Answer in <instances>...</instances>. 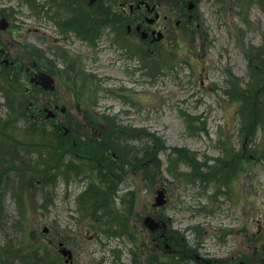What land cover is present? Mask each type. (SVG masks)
Returning <instances> with one entry per match:
<instances>
[{"label": "rangeland", "instance_id": "1", "mask_svg": "<svg viewBox=\"0 0 264 264\" xmlns=\"http://www.w3.org/2000/svg\"><path fill=\"white\" fill-rule=\"evenodd\" d=\"M192 1L195 7L190 11L187 5L183 6L180 26L187 27L173 25L167 30L168 39L172 37L168 67L149 52L145 55L144 48L143 69L136 70L132 78L124 66L117 68L113 66L115 62H108L112 49L108 50L106 45L115 36V21L110 26L112 31L107 29L101 38L103 45L98 47L99 64L105 66L102 72L107 76L95 87L101 95H96L97 100L101 99L99 106L108 107V114L116 115L121 123L144 127L145 134L160 138L163 148L161 152L155 151L160 170L149 164L151 159L142 161L136 169L130 168L122 178L114 174L113 199L106 183L93 184L98 181L91 170H82L86 164L77 169L79 163L71 162L77 170L74 174L79 175L68 182L58 177L56 190L43 187L41 180L37 181L40 177H34L29 190L15 198L7 194L4 202L0 198V203H4V215L0 217V264H135L148 237V228L142 222L147 215L164 220L169 231L184 236L189 243L195 240L197 231L206 244L198 254L223 248L214 234L243 227L245 210L250 218L248 228L264 232V99L259 98L256 105L251 101L246 112L239 109L242 102L231 99L238 84L244 88L250 78L251 65L246 55L251 56L253 47L260 51L264 43V0ZM174 3L164 0L162 13L170 12L175 19L179 9ZM7 9L10 14V9L16 12L10 16L13 26L6 36L18 42L14 45L17 50L23 51V43L22 47L28 49L32 45L39 48L37 23L25 4L0 0V11L8 12ZM187 14L193 16L188 20L189 26ZM121 29L122 24L120 31L126 39ZM66 40L68 46H62L71 49L72 59L78 56L77 63H81L86 42L70 34ZM0 87L3 91L8 89L5 84L0 83ZM23 87L31 88L32 84L25 79ZM8 97L17 105L22 94ZM71 100L73 96L63 94L61 103ZM94 101L90 99L86 105L97 110ZM3 103L0 93V120L9 123L5 125L6 131L0 130V165L5 166L10 159L8 150L12 149L8 141L29 142L32 137L25 133V127L14 126L23 123V118L13 109L8 111L13 103L9 102L6 109ZM258 113L251 128L249 120ZM169 152L171 158L167 157ZM234 154L240 159L231 158ZM248 154L250 158H244ZM29 157L34 158L35 154L31 152ZM104 161L107 160H101ZM232 165L235 172L230 175ZM146 167L147 177L143 172ZM30 175V171L25 173L21 169L20 173L14 170L8 176L10 180L23 181ZM162 187L166 203L155 208L154 197ZM47 189L49 198L45 199ZM129 190L133 193L125 194ZM7 191L10 190L4 189V193ZM167 217L172 218L170 222ZM191 227L195 229L193 233L188 230ZM213 227L218 229L215 233ZM232 237L233 242L239 239L235 233ZM63 247L67 250L64 253ZM163 247L158 245L156 264L182 263Z\"/></svg>", "mask_w": 264, "mask_h": 264}, {"label": "flooded vegetation", "instance_id": "2", "mask_svg": "<svg viewBox=\"0 0 264 264\" xmlns=\"http://www.w3.org/2000/svg\"><path fill=\"white\" fill-rule=\"evenodd\" d=\"M126 1L130 0L17 1L19 4H25L29 16L33 17L37 23L35 30H38L36 33L39 48L32 45L35 49L31 48V51L27 53L20 49L17 50L15 46L18 42L6 36L13 26L10 16L14 15V11L10 9L12 15L8 9V12L0 11V72L8 70L10 75L8 85L15 82L21 84L25 79L31 83L32 77H36L32 86L35 87L34 91L38 89L37 97L40 105H37V110L42 112L49 121H54L53 125L47 128L56 141L61 135L63 120L67 121L68 118L81 119L80 122L84 126L78 129L77 134L80 138L99 139L102 135L101 128L90 125L88 119L103 115L105 110L99 109V106L97 110L89 109L86 102L90 99L94 100L97 93H92H94V87L97 86L96 83L107 77L102 72L105 66L99 64L98 47L103 45L104 41L101 38L105 37L107 29L111 30L110 26L113 21L116 22V28L113 31L115 36L112 35L113 39L107 40L108 45L106 46L108 50L112 49L108 62H115L114 67L122 68L123 63L128 62L136 71V64L141 61L142 47L145 48V55L150 53L156 59H165V64L168 65L167 56L172 48V37L168 39L167 30L170 28V31L173 25L179 27L184 19L183 0H177L174 3L179 9L174 20L169 16L170 12L165 15L162 13L164 0ZM110 4L116 14H111ZM191 9L193 8H188L189 11ZM117 10H120V13H117ZM192 17L187 14L188 26L190 23L188 20ZM121 24L122 33L127 40L121 34ZM181 26L187 27L186 25ZM69 34L86 42V53L81 63H77L78 56L74 55L75 59H72L71 49H65L62 46H68L66 39ZM23 45L24 43L21 46ZM15 70L21 73L22 78L16 80L12 78ZM40 73L52 76L54 82L52 89H44L40 83H36ZM1 80L3 81V77ZM61 88H63L62 94L60 93ZM28 90L24 87L25 95L28 94ZM63 94H70L74 100L61 103ZM2 98L3 104L8 106L5 98L3 96ZM73 101L74 103H71ZM74 158L78 159L76 156ZM167 218L169 222L172 219ZM244 219V226L238 227L236 231L226 229L220 232L219 230L220 233L217 234L215 232L218 229L213 227L214 235L218 236L217 240L222 242L224 247L217 252L205 250L208 252L205 254H198V250L206 244L198 236L199 233L194 232L193 227L188 229L195 233V240L191 242L192 244L184 236L180 237L175 231H169L167 227L160 232L157 228L146 229L148 237L139 250L140 260L135 264H156L159 244L164 246V251L168 255L179 257L182 260L181 264H264V232L260 228L256 230L248 228L250 218L247 210L244 212ZM233 233L239 236L235 242H233ZM182 248L183 251H181Z\"/></svg>", "mask_w": 264, "mask_h": 264}, {"label": "trees", "instance_id": "3", "mask_svg": "<svg viewBox=\"0 0 264 264\" xmlns=\"http://www.w3.org/2000/svg\"><path fill=\"white\" fill-rule=\"evenodd\" d=\"M260 51H256L253 47L251 50V56L248 58V65L251 67L248 69V73L250 74V78L245 84L244 88H241V84L236 87V91L233 94L231 99L238 100L241 103L239 109L241 112H246L250 102L252 101L253 105H256L260 99H264V96L261 97V94L264 92V43H261ZM253 52V54H252ZM261 72V73H260ZM20 72L15 70L13 72L12 78L15 80L20 77ZM3 77V84H5L8 89L3 91L5 98H7L10 94L12 96L17 97V94H22V90L19 88V82L9 83L8 70L0 73ZM258 87L257 90L255 88ZM263 87V88H261ZM261 88V89H260ZM260 89V90H259ZM254 92V95L251 96V93ZM232 94H228L231 97ZM23 97V96H22ZM20 97V103L16 105V101L14 99L8 98L10 102L13 103L11 107L8 108V111L13 109V111L17 112V115H21L23 118V123H10L14 126L25 127L27 135L32 138L29 139V142H16V141H8L12 146V149L8 151V160L7 165H0V198L6 200L7 194H10L11 198H15L20 192L23 190H29L33 185L31 181L34 177H40V184L43 187H48V189H57L56 181L58 177L63 180H68L71 176L67 170V167L71 164V162H76L79 164H85L90 167L92 177H96L97 183L93 182L95 185H100L102 183H109L112 179H114V174L119 175L122 178V175L125 173L122 171L118 172L114 169L118 168L114 164L116 161H120L127 168H138L137 165H140L142 161H149L152 159L151 163L156 167L155 169L160 170L159 159L155 156V151L161 152L163 145L160 142V138L155 137L151 133L145 134L144 127H132L131 125L121 123L116 115H109L103 117L101 120V128L102 135L99 139H82L78 137V129L84 126L79 120L75 118H68L67 121L62 122L61 124V135L57 141L53 140V136L50 137V130L47 129L49 125H53L47 120L41 113L36 111L34 114L35 108L29 106L23 98ZM6 109V108H5ZM34 115L33 117H31ZM259 118V113L257 117L253 114L249 120V126L253 128V122H255ZM93 124L96 123V118L90 119ZM90 122V123H91ZM92 123L90 125H92ZM244 123V122H243ZM97 124V123H96ZM5 125L9 126V123H5L0 120V128L1 131L5 130ZM67 132H66V131ZM143 137V140L141 137ZM145 136V138H144ZM39 137V138H36ZM75 141V143H73ZM2 147V144L0 143ZM2 149L0 148V151ZM180 151L183 149H179ZM33 152L35 154L34 158L29 157L30 153ZM171 152L167 154L169 158ZM231 154V153H230ZM234 157L231 158H239L234 154ZM18 156H21L22 159H19ZM74 156H76L79 161H75ZM251 155H247L244 158H250ZM5 157V155H4ZM171 158V157H170ZM106 160L103 163L101 160ZM240 159V158H239ZM65 166V170H61V168ZM145 166V165H144ZM141 168V166L139 167ZM147 170H144V176H148L149 167H146ZM12 169V170H10ZM26 173L30 171L31 175L28 178H25L23 181L18 180H10L11 178L8 176L10 172L14 170L20 173V170ZM10 170V171H9ZM62 171V172H61ZM77 172V170H75ZM235 172V169H232L230 175ZM60 173L59 175H57ZM24 174V173H23ZM189 175V173H187ZM197 173H193L192 175H196ZM177 175V174H175ZM63 176V178H62ZM24 175L21 177L23 178ZM116 177V176H115ZM4 189L10 190L4 193ZM48 189L45 192V197L49 198ZM110 197L113 199L115 196L112 189H109ZM133 193L132 190L127 191L125 194ZM4 204V203H3ZM3 204L0 203V217L4 215ZM6 206V202H5Z\"/></svg>", "mask_w": 264, "mask_h": 264}, {"label": "bare ground", "instance_id": "4", "mask_svg": "<svg viewBox=\"0 0 264 264\" xmlns=\"http://www.w3.org/2000/svg\"><path fill=\"white\" fill-rule=\"evenodd\" d=\"M182 3L183 4H185V5H187V6H189V7H191V8H194L195 7V2L194 1H192V0H189L188 2H186V0H183L182 1ZM112 6V4H110V7ZM175 7H177L178 5H174ZM173 6V7H174ZM172 7V8H173ZM115 11H114V9H113V6H112V8H111V14H116V13H114ZM117 13H120V11L119 10H117ZM169 16L174 20V17H173V15H171V14H169ZM159 60H157V62H158ZM160 62V61H159ZM123 66H124V70H125V72H126V74H128L129 76H130V78H132V76L135 74V70L133 69V66L130 64V63H128V62H124L123 63ZM98 130V129H97ZM140 137H141V135H140ZM114 164L116 165V167L118 168V170H120V171H122V172H124V173H126L127 172V170H129V168H127V166H125V164H123L122 162H120V161H116V162H114ZM67 170H68V172H69V174H70V176H71V178H77L76 176H78L79 174H74L76 171H75V165H69L68 167H67ZM87 174V173H86ZM83 177V176H82ZM82 177H79V178H82ZM78 178V179H79ZM112 181V180H111ZM106 185L110 188V189H112V190H114V185H112V182H109V183H106Z\"/></svg>", "mask_w": 264, "mask_h": 264}, {"label": "water", "instance_id": "5", "mask_svg": "<svg viewBox=\"0 0 264 264\" xmlns=\"http://www.w3.org/2000/svg\"><path fill=\"white\" fill-rule=\"evenodd\" d=\"M39 80H37L38 83H40L44 88H51V82L52 79L48 74L45 73H40L39 74ZM165 202L164 199V192L163 190H158L157 191V196L155 197V203L154 205H162ZM145 222L148 223L149 226H157V223L154 222V220L152 218H146ZM63 252H66V250H62Z\"/></svg>", "mask_w": 264, "mask_h": 264}]
</instances>
